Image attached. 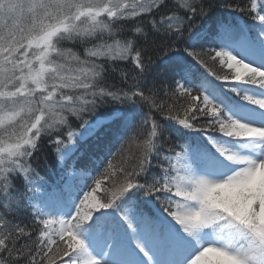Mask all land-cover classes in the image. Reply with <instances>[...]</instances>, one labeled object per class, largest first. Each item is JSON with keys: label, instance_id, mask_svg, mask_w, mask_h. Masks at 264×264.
Instances as JSON below:
<instances>
[{"label": "snow or ice", "instance_id": "1", "mask_svg": "<svg viewBox=\"0 0 264 264\" xmlns=\"http://www.w3.org/2000/svg\"><path fill=\"white\" fill-rule=\"evenodd\" d=\"M0 264H264V0H0Z\"/></svg>", "mask_w": 264, "mask_h": 264}, {"label": "trees", "instance_id": "2", "mask_svg": "<svg viewBox=\"0 0 264 264\" xmlns=\"http://www.w3.org/2000/svg\"><path fill=\"white\" fill-rule=\"evenodd\" d=\"M214 15H218V16H222V17L226 18V13H223V10H217L214 13ZM217 71H219L218 68H217ZM221 74H223V73H221ZM104 113H105V110L101 109L100 114L103 115ZM48 164L50 165V167L46 170L47 171V178L49 179L50 182H55L58 179L60 172H59V169L56 167V162L52 156H49ZM78 167H79V165H78ZM41 174L44 175L45 171L42 170Z\"/></svg>", "mask_w": 264, "mask_h": 264}]
</instances>
